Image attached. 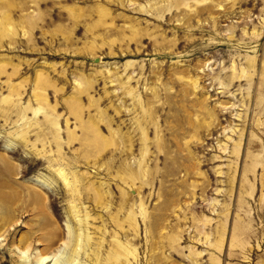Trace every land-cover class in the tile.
Masks as SVG:
<instances>
[{
  "label": "rangeland",
  "instance_id": "rangeland-1",
  "mask_svg": "<svg viewBox=\"0 0 264 264\" xmlns=\"http://www.w3.org/2000/svg\"><path fill=\"white\" fill-rule=\"evenodd\" d=\"M39 250L264 264V0H0V264Z\"/></svg>",
  "mask_w": 264,
  "mask_h": 264
},
{
  "label": "bare ground",
  "instance_id": "bare-ground-1",
  "mask_svg": "<svg viewBox=\"0 0 264 264\" xmlns=\"http://www.w3.org/2000/svg\"><path fill=\"white\" fill-rule=\"evenodd\" d=\"M4 169L6 170L7 168L5 167ZM43 252L45 254V251H43ZM38 256H39V258H38V261H37L36 264H42L47 259V257H43V253L40 250H39ZM123 256H124V254H123ZM55 263H59V260H56ZM59 264H68V263H66V262H60Z\"/></svg>",
  "mask_w": 264,
  "mask_h": 264
}]
</instances>
